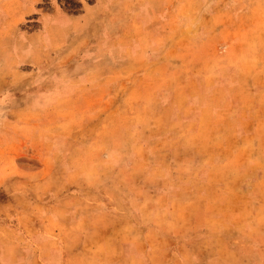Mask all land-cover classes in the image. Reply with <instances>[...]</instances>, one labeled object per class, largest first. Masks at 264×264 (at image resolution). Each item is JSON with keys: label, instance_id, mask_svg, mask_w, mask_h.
Here are the masks:
<instances>
[{"label": "rangeland", "instance_id": "obj_1", "mask_svg": "<svg viewBox=\"0 0 264 264\" xmlns=\"http://www.w3.org/2000/svg\"><path fill=\"white\" fill-rule=\"evenodd\" d=\"M11 8L6 46L20 76L32 74L15 89L55 95L46 129L16 114L29 144L15 192L0 189V264L18 250L34 264H264V0ZM42 165L47 176L27 182ZM27 209L26 232L62 237L50 257L8 242Z\"/></svg>", "mask_w": 264, "mask_h": 264}, {"label": "crops", "instance_id": "obj_2", "mask_svg": "<svg viewBox=\"0 0 264 264\" xmlns=\"http://www.w3.org/2000/svg\"><path fill=\"white\" fill-rule=\"evenodd\" d=\"M17 1L18 0H0V189L3 188L10 193L15 192V188L14 186L7 184L16 175V171L19 168L18 157L20 155V146H24L26 143L29 144L26 139L23 140L20 136L18 126L20 124L22 125V123H20L19 120L15 121V119H18L16 114L20 112L19 110L26 113L38 114V121L34 119V117H36L35 114L28 119V123L30 124L28 128H37L38 130L46 129L52 118L51 98L55 95H52L50 90L45 87L37 90L29 87L24 91H17L15 89L16 87H19L20 81L23 82L24 79H26L28 85L30 76H32V74L20 76V61L13 57L11 51H8L9 49L6 46L7 43L9 44L11 42V39L16 32V23L18 21L17 9H6V6H15V2ZM60 18L61 15L56 11L52 16H50V18H48V20L54 21L55 23L58 21L59 23ZM61 26L62 28L64 27L63 25ZM12 85H15V87ZM59 96L66 97L67 93H60ZM23 99L25 100L26 105L19 104V102ZM36 122L39 124L37 125ZM46 135L47 134H45V132H42V138H44V140L49 138ZM45 159L46 158H42L43 162ZM45 170L46 168L42 165L41 170L26 171V175L28 177L26 181L28 182L32 179L36 172L39 173L40 171H43V177L45 178V176H47ZM9 203L10 206L8 207H10V209H18L19 205L12 201L4 204V206L9 205ZM33 207H35V205ZM35 216L36 213L32 212L31 209H27L26 213L22 211L20 215L16 216L20 232L16 233L15 237L8 240V242L11 247H16L18 250L19 245L16 246V242L19 239L26 240L27 242H30V244H27L26 248L22 249V252H24L28 257L31 258L32 254L35 255L36 251H39V255L41 254L43 257H50L53 249L56 247L55 245L54 248H52L51 242L59 241L62 237H57L58 234H38L37 232H30L29 230L26 232L24 224L29 228L31 226L30 224H32L30 220H34ZM20 217L23 218L19 220ZM57 222H59V220ZM21 225L23 227H21ZM102 235L103 234L96 233L93 234L92 238L97 239ZM83 236L86 235L80 234L78 237L82 238ZM40 241L42 243H39ZM0 251H2L1 247ZM18 251L14 256L16 257V260H14L12 264H34L32 260V262L28 260V263L22 260L20 261L18 259ZM13 253L14 251H12V254ZM56 254L65 255L66 252L62 250L60 253Z\"/></svg>", "mask_w": 264, "mask_h": 264}]
</instances>
